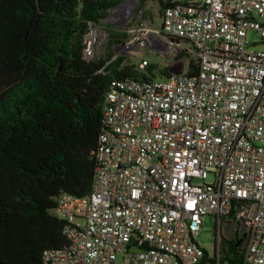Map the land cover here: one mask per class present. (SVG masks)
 <instances>
[{
  "label": "built area",
  "instance_id": "2783aa9c",
  "mask_svg": "<svg viewBox=\"0 0 264 264\" xmlns=\"http://www.w3.org/2000/svg\"><path fill=\"white\" fill-rule=\"evenodd\" d=\"M142 15L115 49L137 57L164 46L185 54L183 72L112 81L92 191L60 196L67 244L45 262L231 264L236 243L241 264H264V51L249 41L254 32L264 43V0H185L158 29ZM103 34L89 22L85 59L100 58ZM207 216L212 256L198 242Z\"/></svg>",
  "mask_w": 264,
  "mask_h": 264
},
{
  "label": "trees",
  "instance_id": "16d2710c",
  "mask_svg": "<svg viewBox=\"0 0 264 264\" xmlns=\"http://www.w3.org/2000/svg\"><path fill=\"white\" fill-rule=\"evenodd\" d=\"M122 2L0 0V264H46V251L67 244L55 210L62 194L92 191L111 83L148 78L115 53L125 30L102 24ZM178 2L160 1L162 14ZM89 22L108 34L105 54L92 60L83 54ZM169 68L158 73L169 77ZM229 250L226 260L241 264L236 243Z\"/></svg>",
  "mask_w": 264,
  "mask_h": 264
},
{
  "label": "rangeland",
  "instance_id": "374dc122",
  "mask_svg": "<svg viewBox=\"0 0 264 264\" xmlns=\"http://www.w3.org/2000/svg\"><path fill=\"white\" fill-rule=\"evenodd\" d=\"M160 1H168V0H123L122 5L111 11L109 17L102 22L104 26H110L119 30H126L131 27L137 20L138 14L137 9L142 8L145 10V14L142 17L140 23H151L153 28H160L162 24V11L160 10L159 3ZM185 1V0H180ZM108 34L104 36L101 35L99 37V42L101 43V55L103 56L106 52V46H108L107 40ZM249 41L250 42H259L257 45L258 50L264 51V43L260 42L259 36L254 33H249ZM186 45V43H182ZM115 53L121 56L126 57L125 63H131L136 66L137 70L141 74L148 75V71L138 69L139 61L145 59L149 62L151 66H157L158 69L155 71L156 76L158 78H162L158 71L168 65H172L178 60L186 59L185 57L180 58L178 54L171 55L164 46H154L152 48H147L144 51L142 56L132 57L123 54L119 50L115 49ZM105 51V52H104ZM104 52V53H103ZM181 55V54H180ZM184 61V60H183ZM207 182H211V179L207 180ZM198 183H202L198 181ZM216 231L214 229V217L207 216L204 220V224L202 229L198 234V242L204 247L209 255L212 256L214 251V243L216 240Z\"/></svg>",
  "mask_w": 264,
  "mask_h": 264
},
{
  "label": "water",
  "instance_id": "95a60500",
  "mask_svg": "<svg viewBox=\"0 0 264 264\" xmlns=\"http://www.w3.org/2000/svg\"><path fill=\"white\" fill-rule=\"evenodd\" d=\"M183 69H184V63L178 62L170 66L169 72L172 74H181L183 72Z\"/></svg>",
  "mask_w": 264,
  "mask_h": 264
},
{
  "label": "crops",
  "instance_id": "0c3cea01",
  "mask_svg": "<svg viewBox=\"0 0 264 264\" xmlns=\"http://www.w3.org/2000/svg\"><path fill=\"white\" fill-rule=\"evenodd\" d=\"M151 24V23H150Z\"/></svg>",
  "mask_w": 264,
  "mask_h": 264
}]
</instances>
